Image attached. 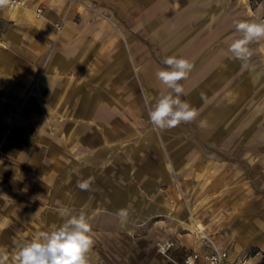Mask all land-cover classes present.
Wrapping results in <instances>:
<instances>
[{"label": "crops", "instance_id": "0c3cea01", "mask_svg": "<svg viewBox=\"0 0 264 264\" xmlns=\"http://www.w3.org/2000/svg\"><path fill=\"white\" fill-rule=\"evenodd\" d=\"M21 2L0 6V250L9 264L17 242L62 223L49 206L57 199L100 205L84 211L89 219L125 207L129 218L171 212L175 234L159 239L175 240L174 258L209 250L193 218L227 251L223 264H264V40L251 45L253 72L223 54L238 35L233 21L264 18V0ZM173 55L193 64L180 82L199 112L192 136L147 129L137 114L168 91L155 73ZM137 115L146 128H135ZM171 167L183 181L207 170V201L193 181L190 213L167 195ZM89 176L91 190L81 191Z\"/></svg>", "mask_w": 264, "mask_h": 264}, {"label": "clouds", "instance_id": "9594fccd", "mask_svg": "<svg viewBox=\"0 0 264 264\" xmlns=\"http://www.w3.org/2000/svg\"><path fill=\"white\" fill-rule=\"evenodd\" d=\"M7 0H0L3 6ZM233 27L236 38L228 45L224 56L238 61L241 68L253 72L255 66L251 63L254 49L251 45L264 40V18L252 20H234ZM164 68L156 71V79L166 86L168 91H161L156 101L148 110V119L152 126L165 131L179 126L181 123H191L199 116L197 108L181 99L188 95L180 83L186 80L193 64L186 58L166 56L162 60ZM203 100V94H201ZM204 122L201 121L203 126ZM94 177L77 181L81 191H90ZM62 223L54 225L49 231L38 232L31 240L16 243V252L11 257L12 264H90V253L94 246L92 227L88 214L84 211L75 212L69 207L59 211ZM117 220L123 225L128 222V209L121 208L115 213ZM0 264H9L8 254L0 250Z\"/></svg>", "mask_w": 264, "mask_h": 264}, {"label": "rangeland", "instance_id": "374dc122", "mask_svg": "<svg viewBox=\"0 0 264 264\" xmlns=\"http://www.w3.org/2000/svg\"><path fill=\"white\" fill-rule=\"evenodd\" d=\"M150 106V104H147V111L139 110L137 111V114L145 112V115H147V129L160 131L154 128L148 119V110ZM145 123L146 119L144 115H141L140 117L139 115H137L136 123L134 124V126L135 128H146ZM195 130H197L196 121L191 123H181L179 126L165 131H169V133L173 134L176 131H184L188 132L189 135L192 136ZM80 144H83V141H79L75 146H79ZM204 144L205 146H207L206 143H203V145ZM75 146L72 149L71 154L73 180L77 177L81 158V153L76 149ZM56 168V183H61V187H57V193H59L62 191V183L65 177L63 155H61V157L59 158L57 157ZM169 174L171 176L170 182L172 185L169 184V187H166L167 195L169 196V198L173 199V202L175 198H177V200H180L181 202L183 201L182 203L185 211H188V213H190V210L197 209L199 205V202H197V200L195 202H192V195H194L196 191L194 189V185H192L193 181L197 184H204V186H202L203 188H201V195L203 198H205L204 201H207L206 197L208 194V178L206 169L200 171V174L196 172L194 174L195 178H193V180L192 176L189 175L188 178H186L187 180L183 181V179L179 175H177L175 169H173L172 167L169 168ZM205 202L203 203L204 205L201 206L202 209H205L206 207L207 203ZM34 205L36 208L37 203H34ZM38 205L39 209L48 208L47 201L39 202ZM49 206L50 208L54 207L55 209L59 210L63 207H69L77 213L79 211H97L99 210L98 207H100V205H96V203L85 202L84 204H82L77 201L65 203L62 199H57L55 202H50ZM105 208L110 210V207ZM171 211L174 213L176 210L174 209V207H172ZM98 213L99 212H96L95 215H97ZM168 214V216H162L152 212L153 216L149 218L132 216L129 218V220L131 221V225H129L128 228L122 226V224L117 220L116 217H101L100 214L95 217L93 216L91 219H89L92 227V237L94 239V246L90 253V264H172L166 258L160 256L158 252H156L157 250L155 247V242L159 239V237L170 235L174 236L175 234L170 230L176 217L172 215L171 212H169ZM103 215L110 214L107 213ZM182 221L183 223L186 222V217H184ZM198 222L200 224L203 223L201 221ZM180 232L185 231L180 230ZM203 233L205 235H208L206 231H203ZM249 252H252V249Z\"/></svg>", "mask_w": 264, "mask_h": 264}, {"label": "built area", "instance_id": "2783aa9c", "mask_svg": "<svg viewBox=\"0 0 264 264\" xmlns=\"http://www.w3.org/2000/svg\"><path fill=\"white\" fill-rule=\"evenodd\" d=\"M74 1V0H72ZM21 0H7L6 4L8 7L20 5ZM36 15H41L42 8L36 7L35 9ZM60 24H55V28L60 29ZM196 231L199 235H197L196 231L194 232L199 238L203 239L206 245L209 247V250L206 252H200L198 250H191L185 253L180 258H174L171 255L172 249L176 246V242L171 237H164L158 239L155 242V247L157 252L170 261L172 264H223L225 258L227 257V251L224 249H220L213 238L208 234L204 235L202 233L203 226L201 224H195Z\"/></svg>", "mask_w": 264, "mask_h": 264}, {"label": "bare ground", "instance_id": "6f19581e", "mask_svg": "<svg viewBox=\"0 0 264 264\" xmlns=\"http://www.w3.org/2000/svg\"><path fill=\"white\" fill-rule=\"evenodd\" d=\"M189 222L192 224V225H195L196 224V222L194 221V219L193 218H190L189 219ZM202 233H203V231H202ZM198 234V233H197ZM204 234V233H203ZM199 235V234H198ZM205 235V234H204ZM244 262H240L239 264H243Z\"/></svg>", "mask_w": 264, "mask_h": 264}]
</instances>
